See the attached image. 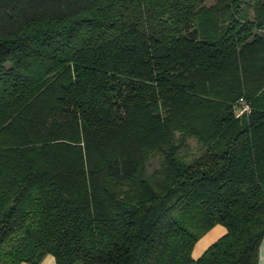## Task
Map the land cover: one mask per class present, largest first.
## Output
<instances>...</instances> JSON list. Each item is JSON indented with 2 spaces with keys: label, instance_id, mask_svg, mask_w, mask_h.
Listing matches in <instances>:
<instances>
[{
  "label": "trees",
  "instance_id": "16d2710c",
  "mask_svg": "<svg viewBox=\"0 0 264 264\" xmlns=\"http://www.w3.org/2000/svg\"><path fill=\"white\" fill-rule=\"evenodd\" d=\"M262 30L264 0H0V264H258Z\"/></svg>",
  "mask_w": 264,
  "mask_h": 264
},
{
  "label": "crops",
  "instance_id": "0c3cea01",
  "mask_svg": "<svg viewBox=\"0 0 264 264\" xmlns=\"http://www.w3.org/2000/svg\"><path fill=\"white\" fill-rule=\"evenodd\" d=\"M225 232V228L220 224L213 225L203 236H201L194 244L191 255L197 258L202 252L213 243L218 237ZM258 264H264V239H262L259 246ZM28 264V263H21ZM39 264H56L55 259L51 254H46Z\"/></svg>",
  "mask_w": 264,
  "mask_h": 264
},
{
  "label": "rangeland",
  "instance_id": "374dc122",
  "mask_svg": "<svg viewBox=\"0 0 264 264\" xmlns=\"http://www.w3.org/2000/svg\"><path fill=\"white\" fill-rule=\"evenodd\" d=\"M209 1H213V0H209ZM261 33H264V30H262ZM188 140L190 141L191 144H192V143H195V141H194L193 138H189ZM192 147H193V149H195V145H192L191 148H192ZM157 158H158V157H157L156 155H154L153 157H151V158L149 159V161H150V163H151L152 166H156V165H158V159H157ZM208 230H209V229H208ZM208 230H207V231H208ZM207 231H206V232H207ZM206 232H204L201 236H203ZM201 236H200V237H201ZM200 237H199V238H200Z\"/></svg>",
  "mask_w": 264,
  "mask_h": 264
}]
</instances>
